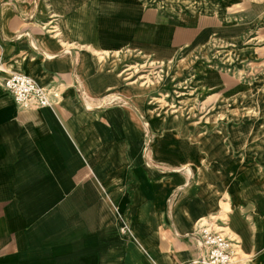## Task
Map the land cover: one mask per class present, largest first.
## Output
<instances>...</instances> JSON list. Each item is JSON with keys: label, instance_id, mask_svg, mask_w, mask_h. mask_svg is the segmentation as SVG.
<instances>
[{"label": "crops", "instance_id": "0c3cea01", "mask_svg": "<svg viewBox=\"0 0 264 264\" xmlns=\"http://www.w3.org/2000/svg\"><path fill=\"white\" fill-rule=\"evenodd\" d=\"M83 1L65 0L60 20L54 5L0 0V264H184L203 253L199 236L213 223L236 241L232 264H264V117L252 136L224 139V164L196 165L199 139L143 113L114 56L129 47L169 60L214 33L264 39V0H239L231 22L159 39L135 31L165 25L109 31L99 2L89 19ZM11 71L48 88L52 105L20 106L2 87Z\"/></svg>", "mask_w": 264, "mask_h": 264}, {"label": "rangeland", "instance_id": "374dc122", "mask_svg": "<svg viewBox=\"0 0 264 264\" xmlns=\"http://www.w3.org/2000/svg\"><path fill=\"white\" fill-rule=\"evenodd\" d=\"M38 1L39 6L46 5L48 9L54 5L55 13L61 15L60 20L69 15L65 0ZM66 1L78 7L85 3L83 0ZM87 1L89 19L96 2H99V12H102L99 13V23L109 31L117 27L127 28L134 22L141 26L165 25L151 32L142 28L135 31L136 38L144 39L151 35L159 39L169 36L168 30L173 36L175 27H195L200 20L206 19L207 24L212 21L220 24L231 22L235 14L230 10L237 8L235 4L239 0ZM76 8L72 7V11ZM133 17L136 21L131 20ZM255 33L251 30L247 36L235 40L214 33L198 50L184 46L177 56L164 61L143 56L129 47L121 53H114L115 68L123 74L122 84L133 86L147 101L143 113L150 114L155 120L168 117L169 128L180 129L191 140L199 139L201 159L196 165H207L209 159L213 163V158L217 166L224 164L228 160L224 155L231 154L224 152V139L234 140L241 132L252 136L256 121L264 117V39L255 37ZM108 35L104 36L105 39H110ZM98 56L102 63H106L111 54ZM107 95H111L109 100L118 98L106 94L104 100ZM119 97L118 100L125 99L121 94ZM198 134L201 135L197 137ZM220 217L223 218L222 214ZM218 225L213 223L212 228L224 230L220 227L222 225Z\"/></svg>", "mask_w": 264, "mask_h": 264}, {"label": "built area", "instance_id": "2783aa9c", "mask_svg": "<svg viewBox=\"0 0 264 264\" xmlns=\"http://www.w3.org/2000/svg\"><path fill=\"white\" fill-rule=\"evenodd\" d=\"M2 87L11 92L15 101L22 107L43 108L52 105L51 91L24 72L11 71L4 79ZM128 228V224L124 223L123 232ZM199 245L203 248V253L184 264H232L235 259V239L221 230L213 229L211 225L203 227Z\"/></svg>", "mask_w": 264, "mask_h": 264}, {"label": "bare ground", "instance_id": "6f19581e", "mask_svg": "<svg viewBox=\"0 0 264 264\" xmlns=\"http://www.w3.org/2000/svg\"><path fill=\"white\" fill-rule=\"evenodd\" d=\"M187 168V167H186ZM188 170H190V169H188ZM190 172L192 173V171L190 170ZM221 231H223V230H221ZM224 233H225V231H224Z\"/></svg>", "mask_w": 264, "mask_h": 264}]
</instances>
